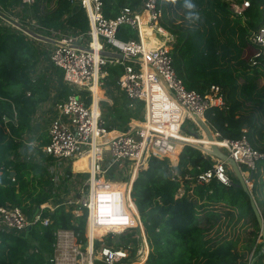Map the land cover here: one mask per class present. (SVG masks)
Returning a JSON list of instances; mask_svg holds the SVG:
<instances>
[{"label":"trees","instance_id":"1","mask_svg":"<svg viewBox=\"0 0 264 264\" xmlns=\"http://www.w3.org/2000/svg\"><path fill=\"white\" fill-rule=\"evenodd\" d=\"M248 1L250 6L243 15H235L232 4ZM143 0H103V14L116 18L125 7L138 9ZM198 18H188L183 0H159L162 6L160 24L174 37L170 44L173 66L188 90L205 96L213 86L220 88L225 105L222 110L209 109L205 114L207 124L224 139L238 140L246 136L257 149L264 139V122L261 116L244 112L250 106L264 108V87L258 82L264 72L252 67L244 54L249 37L264 22V0H193ZM5 10L23 5L22 0H0ZM43 25L57 26L62 20L71 29L87 33L88 17L81 8H75L70 0H36L31 9ZM39 62L38 51L32 43L0 25V206H16L31 216L36 208L52 203L65 186L52 181L43 164L49 160L39 153L42 164L11 159L22 149V139L32 131V120L39 106L49 99L51 84L44 75L33 78ZM109 78L118 77L119 68ZM108 79V78H107ZM118 86V85H117ZM119 87V86H118ZM120 89V87H119ZM127 106L129 100L120 89ZM30 94V95H28ZM71 94V88L60 84L59 101ZM85 94V93H84ZM87 105L91 98L86 93ZM126 102V103H125ZM14 111L17 112L16 120ZM144 114V103L137 101L134 109L121 114L119 120L134 123ZM7 118L8 121H5ZM191 127L197 129L195 124ZM246 129V133L243 132ZM191 135L190 133L188 134ZM48 143L47 135L38 138V144ZM264 149V148H263ZM262 149V150H263ZM210 155L192 145H185L179 154L176 167L178 176L173 180L168 158H151L146 169L140 170L133 182L132 197L144 224L150 252L145 264H264L261 254L260 229L247 194L240 187L224 186L216 179L206 185H196L185 176L194 177L212 168ZM259 163L254 173L252 194L264 218V179ZM13 173V175H12ZM233 182L236 177L229 171ZM67 176H71L67 168ZM183 187V194L179 189ZM74 207L61 203L53 211L47 209L48 227L35 226L28 237L23 234L0 232V264H51L55 242L54 232L71 229L85 241L87 214H73ZM250 219L253 230L242 244L239 239L211 235L220 232L223 217L231 221ZM221 225V226H220ZM217 227V228H216ZM109 247L118 248L121 243L105 238ZM123 245V244H122ZM99 244L96 243V250ZM95 264H101L96 262Z\"/></svg>","mask_w":264,"mask_h":264},{"label":"built area","instance_id":"2","mask_svg":"<svg viewBox=\"0 0 264 264\" xmlns=\"http://www.w3.org/2000/svg\"><path fill=\"white\" fill-rule=\"evenodd\" d=\"M70 2L85 11L90 26L87 33L64 24L58 27L43 25L31 11L36 0H22L27 11L20 7L5 10L0 6V25L8 26L22 38L48 45L42 47V52L48 54L52 66L62 72L65 85L71 88V94L55 104L56 116L48 128V143L41 148V153L49 158L44 164L53 183L60 185L65 180V186L52 203L40 205L31 216L16 206H0V232L23 234L28 227H48L51 220L43 213L64 203L74 207L73 214L77 217L87 214L86 237L84 241L71 229L54 232L51 264H145L150 248L132 197L135 177L148 167L151 158H168L174 168L173 180H181L171 156L175 152L177 156L190 143L186 142L185 137L189 135L183 131L184 125L195 124L192 114L206 121L209 109L222 110L224 96L217 86L205 96L185 87L173 66L167 31L160 24L162 6L159 0H143L138 9L125 7L114 19L104 16L103 0ZM249 6L248 1L232 4V11L241 16ZM262 9L264 11V5ZM123 27L136 31V38L120 39L118 34ZM36 35L50 42L41 41ZM249 46L253 52L246 61L252 67L264 68V22L251 33ZM103 51L119 53L134 61L107 58L101 55ZM111 67L119 68L144 87V98H133L143 100L147 110L144 122L110 119L101 113L98 102L86 104L83 94L88 92L94 99L95 88L103 85V77L109 74ZM117 125H125V130H116ZM212 134L219 149L239 168H246L248 174L255 173L258 164L264 162V149L255 148L245 135L231 140L213 130ZM27 145L32 146V143ZM39 157L28 159L38 160ZM211 157L214 160L212 168L201 171L194 179L185 176L184 180L206 185L216 179L224 186H231L229 165ZM82 158H87L90 174L72 171L73 164ZM11 159L15 160L13 156ZM127 162H130L129 181H115L113 178ZM67 168L71 170L70 177ZM118 184L124 185L122 191ZM183 192L181 187L179 195ZM108 236L112 241L116 236L124 237L125 243L121 248L109 247L105 241ZM96 243L99 244L97 250ZM253 262L251 254L249 263Z\"/></svg>","mask_w":264,"mask_h":264},{"label":"crops","instance_id":"3","mask_svg":"<svg viewBox=\"0 0 264 264\" xmlns=\"http://www.w3.org/2000/svg\"><path fill=\"white\" fill-rule=\"evenodd\" d=\"M66 25L65 21H60L57 25V27L59 25ZM167 31V30H166ZM167 35H168V39L170 41H174V37L167 31ZM118 37L120 39H128V38H136V31H133L131 28L128 27H123L119 34ZM25 39V38H23ZM27 40V39H25ZM28 42L32 43L33 45H35L38 54H39V62H38V66L36 68V71L34 73L33 78H35L37 75H44L48 80L49 83L51 84V89H50V95H49V99L42 103L39 108L37 109L33 120H32V131L30 134H28L27 136H24L23 139L21 140L23 143V147L22 149L18 150L17 153L13 154L12 156L15 158L16 161H20L22 160L23 162H29V161H34L37 163L41 164V159L39 157L38 160H30L28 158H33L38 157L37 155L41 152V148L43 146H40L38 144V138L39 136L46 134L47 135V139H49L48 137V128L50 126V122L53 120L54 116H56V110L54 109L55 104L61 102L59 101L60 99H58L59 97V92H60V84L64 83L63 81V77H62V72L60 70H58L57 68L53 67L49 56L47 53L42 52V47L45 48L48 47V45L41 44L38 42H34L32 40H27ZM251 51L250 54L247 57H244L245 60L251 56L252 52H253V48L251 46H248V48L245 51V54ZM261 69V71L264 72V68L259 67ZM113 69V68H112ZM120 70V69H119ZM109 75L107 76H112V74H114L116 72V70H110L109 68ZM264 77V75H262L261 79L259 80V82L262 80V78ZM258 82V84H259ZM65 84V83H64ZM117 78L113 77V78H108L104 81V85L100 88L99 93H98V97L97 100L95 99L96 103H99V107H100V111L101 113L105 114L108 116V118L110 119H117V115L115 114V112L120 113L121 114V110L124 109L125 111L130 110V102L127 104V106H118V103L121 101L122 103H124V99L122 98V94L121 91L119 89V87L117 86ZM260 86V84H259ZM263 87V86H260ZM30 95V94H28ZM126 103V102H125ZM110 108L112 111L108 112V111H103L102 108ZM251 112V114L255 115V122H256V117L258 118V116H261V118L264 121V108L259 107V106H250L245 112L244 114ZM46 116V117H45ZM17 117V112L14 111V118L16 120ZM5 121H8L7 118H5ZM141 122V121H140ZM45 123V127L43 129H41V125ZM136 123H138L136 121ZM257 123V122H256ZM264 123V122H262ZM244 130V129H243ZM246 130V129H245ZM195 138H191V142L194 141ZM206 139V138H205ZM29 143H32V146L27 145ZM203 143V142H202ZM204 144V143H203ZM259 146L263 149L264 148V139H262L259 143ZM29 161H28V160ZM87 158H82L79 161H76L73 164L72 167V171L75 174H85L87 175L89 172L88 169V164H87ZM174 164L178 165L179 162V157L175 156L174 157ZM44 164V163H43ZM45 165V164H44ZM259 165V164H258ZM242 174L245 176V178H249L250 173L248 174V170L244 167L240 168ZM258 170V168H257ZM256 170V172H257ZM229 171L233 172V170L231 169V167H229ZM262 173H264V165L262 168ZM235 176V174H234ZM118 185H123V184H118ZM124 186V185H123ZM250 188L253 187V182H252V186L249 185ZM61 194V193H60Z\"/></svg>","mask_w":264,"mask_h":264},{"label":"water","instance_id":"4","mask_svg":"<svg viewBox=\"0 0 264 264\" xmlns=\"http://www.w3.org/2000/svg\"><path fill=\"white\" fill-rule=\"evenodd\" d=\"M35 37L41 41L50 42L47 38H43V37L37 36V35ZM85 50L89 51V49H87V48H85ZM101 55L104 57H107V58H116V59H120V60L134 61L132 58H125L122 54L110 52V51H103V52H101ZM192 118L195 122V125L197 126V129L191 127V125H188L189 127L186 129L190 131V134L192 136H194L195 138L200 139V134H198L197 131H201L202 136L206 137V139L208 141H212L214 139L213 134H212V129L207 124V122L205 120H203L202 118H200L196 114H192ZM189 145H192V146L198 148L203 153H206V154L213 156V157H215L221 161L226 162L229 165V167H231V169L233 170L235 177L238 181V183L232 181L231 186L236 187V188L237 187L242 188L243 191L247 194V196L249 198L251 208L254 212V215H255V218H256V221L258 223L260 233H261V238H262L261 254H264V218H263L262 212H261L257 202L255 201V197L252 194V188H250L249 184H248V183L253 182L254 173L251 172L249 175V178H245V176L242 174V172H241L239 166L236 164V162L233 159H231L227 154H225L223 151H221L217 145L211 144L209 147L205 146L204 144L189 143ZM12 175H13V173H12ZM31 230H32V227H28L26 229V231H25L26 237L29 236Z\"/></svg>","mask_w":264,"mask_h":264},{"label":"rangeland","instance_id":"5","mask_svg":"<svg viewBox=\"0 0 264 264\" xmlns=\"http://www.w3.org/2000/svg\"><path fill=\"white\" fill-rule=\"evenodd\" d=\"M161 40H164V38H161ZM174 40V39H173ZM173 41H170L169 43H167L168 47L170 48V44L172 43ZM251 51H248L246 54H244V57H247L249 54H250ZM250 57V56H249ZM248 57V58H249ZM127 61V60H125ZM109 75V74H108ZM260 86H263L264 87V77L262 78V80L259 82ZM88 94V96H90L91 98V103L92 104L93 102L96 103L95 101V98L93 99V97L91 96L90 93L88 92H85V94ZM85 94H83V98L85 96ZM142 101V99L140 98H135L133 99L132 101H130V104L132 103L133 104V107L130 106L131 109H134L135 108V104L137 101ZM89 104V105H90ZM118 106H124V104L120 101L118 103ZM103 111H108V112H111L112 110L110 108H102ZM46 117V116H45ZM141 117H142V113L140 115V117L138 118L139 120H137L138 123H140L141 121ZM123 121V120H122ZM189 124L186 123L183 127V131L186 133V134H189L190 131L187 130L186 128H188ZM45 127V123L41 125V129H43ZM116 130L118 131H124L125 130V125H117L115 127ZM190 129V128H189ZM198 134H200V138L203 139V136H202V132L201 131H197ZM192 136V135H191ZM194 137V136H192ZM182 151V150H181ZM180 151V152H181ZM180 154V153H179ZM179 154L177 155V157H179ZM130 162H127L125 164V167L122 169V171H120L119 173H117V175L113 178L115 181H122V182H128L129 181V177H130ZM262 178L264 179V173H262ZM237 211H235V219L233 221H231V216L229 217H223L222 218V222L220 224H222L221 226V230L220 232H217L215 229L211 232V235L215 236V237H221V238H224V237H227V238H234V239H239L240 240V243L242 244L243 242H245L247 239H249V236H250V232L253 230V227H252V221L250 219H246V220H242V221H237ZM217 228V227H216ZM113 241H117L119 243H121L120 247L118 248H121L122 247V244L125 243V239L124 237H120V236H116L114 237ZM259 242H262L260 240H258V243ZM251 254L250 253L248 255V258L251 257Z\"/></svg>","mask_w":264,"mask_h":264},{"label":"bare ground","instance_id":"6","mask_svg":"<svg viewBox=\"0 0 264 264\" xmlns=\"http://www.w3.org/2000/svg\"><path fill=\"white\" fill-rule=\"evenodd\" d=\"M107 78H109V76H105L103 77V81H105ZM117 83H118V86L120 87V89L124 92V94L126 95V98L129 100V102L131 100H133L134 97H143L144 98V87L141 85V84H138L135 80H133L130 76H127L125 75L122 71L119 72V75L117 77ZM103 85H104V82H103ZM102 85V86H103ZM102 86H98L95 88V99L97 100V97H98V93H99V90ZM94 109L96 110L97 112V106L95 105L94 106ZM146 113H147V110L146 108L144 107V114H143V118L141 120V123L144 122L145 118H146ZM114 134H110V136H112ZM186 138V142H190V143H193V144H205V143H210L212 142L213 145H217L215 143V140L213 139L212 141H208L207 139L203 138V139H197L195 137H192V136H187L185 137ZM191 138H195L194 141L191 142ZM203 142V143H202ZM177 152H175V154H173L171 156V159H172V162H174V157L176 156ZM91 171L89 170L88 174H90ZM117 187L119 188L120 191L123 190V185H117Z\"/></svg>","mask_w":264,"mask_h":264},{"label":"clouds","instance_id":"7","mask_svg":"<svg viewBox=\"0 0 264 264\" xmlns=\"http://www.w3.org/2000/svg\"><path fill=\"white\" fill-rule=\"evenodd\" d=\"M175 3V0H172ZM183 7L188 10V18H198V14L195 12L196 5L193 0H183Z\"/></svg>","mask_w":264,"mask_h":264}]
</instances>
